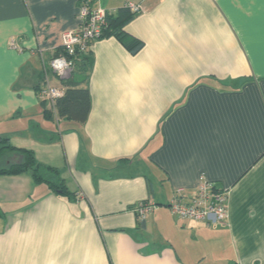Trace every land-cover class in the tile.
<instances>
[{
  "label": "crops",
  "instance_id": "0c3cea01",
  "mask_svg": "<svg viewBox=\"0 0 264 264\" xmlns=\"http://www.w3.org/2000/svg\"><path fill=\"white\" fill-rule=\"evenodd\" d=\"M81 1L0 0V138L74 194L0 175V264H264V0H89L139 5L125 31L143 47L94 43L85 123L37 90ZM203 176L228 193L222 223L169 208Z\"/></svg>",
  "mask_w": 264,
  "mask_h": 264
},
{
  "label": "built area",
  "instance_id": "2783aa9c",
  "mask_svg": "<svg viewBox=\"0 0 264 264\" xmlns=\"http://www.w3.org/2000/svg\"><path fill=\"white\" fill-rule=\"evenodd\" d=\"M130 10L139 13V5L128 4ZM115 12L101 7H94L89 0H82L77 15L78 29L63 34L62 47L66 54L54 57L45 67L40 96L52 104L56 98L64 95V88L53 86L49 83L52 74L60 83L71 77L74 70V61L69 57L80 54L87 55L91 52L94 43L104 38L109 16ZM13 47L16 46L13 44ZM216 184L204 176L201 177L194 195L189 198L185 196L183 189L175 192L169 204L172 213L182 219L203 221L207 224H218L228 219V193L225 190L217 191ZM155 209L151 202L139 203L134 209L139 214V219L145 220L147 215Z\"/></svg>",
  "mask_w": 264,
  "mask_h": 264
},
{
  "label": "trees",
  "instance_id": "16d2710c",
  "mask_svg": "<svg viewBox=\"0 0 264 264\" xmlns=\"http://www.w3.org/2000/svg\"><path fill=\"white\" fill-rule=\"evenodd\" d=\"M138 13L130 10L128 5L120 8L114 15L107 18L108 25L104 32V38L116 37L129 51L137 53L142 47L143 42L128 35L125 27L130 23ZM91 53V52H90ZM90 53L80 54L75 57H69L74 61V70L71 77L62 81L64 95L54 100V107L59 118L85 123L92 109V99L88 88L84 84L88 79V69L90 65ZM66 54L63 47L57 49L54 57ZM38 93L40 89L37 87ZM44 101H47L44 99ZM46 114L51 116V111L46 110ZM18 157L17 162L0 166V175H21L31 173L33 180L37 184H46L57 195L72 197L74 194L69 191L67 185L59 170L56 168L41 164L37 161L33 151L17 148L9 143V139L0 138V161L5 157ZM216 184V183H215ZM215 188L220 191L221 188L216 184ZM149 201H143L147 203ZM137 206V205H136ZM136 206L134 208H136ZM138 219L139 214L135 212ZM143 222L145 220L139 219Z\"/></svg>",
  "mask_w": 264,
  "mask_h": 264
},
{
  "label": "rangeland",
  "instance_id": "374dc122",
  "mask_svg": "<svg viewBox=\"0 0 264 264\" xmlns=\"http://www.w3.org/2000/svg\"><path fill=\"white\" fill-rule=\"evenodd\" d=\"M50 75H52V74H50ZM11 158V157H10ZM10 158H8V156L7 157H5L4 159H2L1 161H0V166H2L3 165V162H6L7 160H9Z\"/></svg>",
  "mask_w": 264,
  "mask_h": 264
}]
</instances>
